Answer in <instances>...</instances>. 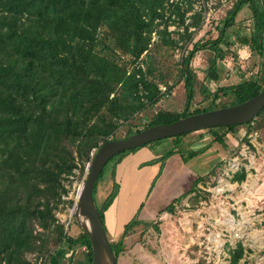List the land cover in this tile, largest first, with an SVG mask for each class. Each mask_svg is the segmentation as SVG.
Wrapping results in <instances>:
<instances>
[{"label": "trees", "instance_id": "1", "mask_svg": "<svg viewBox=\"0 0 264 264\" xmlns=\"http://www.w3.org/2000/svg\"><path fill=\"white\" fill-rule=\"evenodd\" d=\"M170 1L0 0V264H38L31 262L29 255L41 256L42 264H47L55 255L49 246L51 241L68 251L87 248L91 264L89 235L83 228L79 235H69L55 215L63 195L68 193L64 179L77 175L76 170L83 177L87 163L109 141L108 137L163 97L158 84L148 78L139 61L148 49L152 33L163 24ZM247 4L253 13L254 31L238 35V40L264 58V0H237L223 21L218 38L196 42L182 61L186 93L183 113L160 111L145 127L129 130L125 138L151 126L220 109L190 112L196 94L191 62L199 51L209 47L214 56L209 61L208 78L220 80V61L225 55L221 45L226 31L235 25ZM171 6H176L184 25L188 10L181 12L179 2ZM196 19L198 25L202 15L199 13ZM102 29L110 36L113 47L109 50L100 48ZM167 29L168 24H164L161 34ZM188 30L186 25L185 35L191 38ZM170 43L177 42L171 39ZM116 50L132 57L136 63L132 72L117 62ZM263 89L264 76L250 85L220 88L213 103L222 95L232 97L228 106H234ZM202 91L209 97L207 88ZM263 113L264 110L258 115ZM254 121L242 125H252ZM238 126L207 130L215 142L225 144L226 131L219 128L232 131ZM189 134L168 139L179 145L181 137ZM146 146L121 152L111 161L118 159L117 164ZM194 155L190 153V157ZM104 171L94 187V198ZM200 181L201 177L184 198L196 190ZM117 188L115 183L103 207H98L108 237L105 212L114 203ZM74 221L77 223L75 216ZM141 222L138 213L125 225L122 237L111 241L117 260L124 252L126 236ZM77 257L69 256L68 264H73ZM243 258L240 245L233 250L232 262L237 264Z\"/></svg>", "mask_w": 264, "mask_h": 264}, {"label": "rangeland", "instance_id": "2", "mask_svg": "<svg viewBox=\"0 0 264 264\" xmlns=\"http://www.w3.org/2000/svg\"><path fill=\"white\" fill-rule=\"evenodd\" d=\"M236 1L171 0L166 5L163 24L159 31L152 33L148 49L139 61L148 78L158 84L163 97L157 104L148 106L117 128L108 137L109 140L125 138L129 130L145 127L160 111L179 115L183 113L186 93L184 79L181 77L182 61L196 42L214 41L218 38L222 23ZM177 2L180 3L181 12L188 10L184 25L176 13V6H171ZM190 4L192 8L189 7ZM199 13L202 19L196 25ZM164 24H168V29L161 34ZM186 25H189L188 33L191 38L185 35ZM253 31L254 17L247 4L239 13L235 25L226 31L221 45L224 59L233 55L236 61L230 68L227 63H223V59L220 61L219 81L208 78L209 61L214 52L208 47L196 54L191 62V69L196 77V94L190 112L204 108L223 109L221 107L232 102V97L221 95L213 103L215 92L220 88L250 85L252 81L262 80L263 57L253 54L249 48V59H239L238 50L242 48V44L238 35H250ZM100 32V48L111 49L113 46H110L112 44L107 31L102 29ZM171 39L177 43L171 44ZM115 53L117 62L129 72L136 68L131 56L119 50ZM204 88L209 90V97L204 95ZM254 120L252 125H240L232 131L219 128L221 132L226 131L225 144L215 142L208 130L181 137L179 145L170 139L157 144V148H169L174 141L176 148L183 150L186 156L190 154L189 150L193 151L195 155L188 156L186 160L192 164V169L198 168L201 181L187 197L182 195L157 210H150L149 218L147 216L144 223L142 221L134 226L126 236L124 252L120 255L118 264H234L232 253L240 245L244 249V258L237 264H264V113L257 115ZM95 152L96 149L91 156ZM115 162L112 160L106 165L103 180L97 187L95 201L100 209L108 196L105 180ZM89 164L86 165V172ZM146 164L154 165L153 162ZM75 173L77 175L64 179L68 193L63 195L55 210L56 218L73 237L79 235L82 228L76 217L77 223L74 221V216L77 196L85 176L79 177L78 170ZM147 208L148 206L143 213ZM123 231L124 228L113 235L109 234L111 241H118ZM49 246L55 251V255L47 264H68L69 256L76 257L78 254L84 256L82 264H90L85 247L68 251L59 249L53 241ZM42 259L41 256L29 255L31 262L42 264Z\"/></svg>", "mask_w": 264, "mask_h": 264}, {"label": "crops", "instance_id": "3", "mask_svg": "<svg viewBox=\"0 0 264 264\" xmlns=\"http://www.w3.org/2000/svg\"><path fill=\"white\" fill-rule=\"evenodd\" d=\"M172 143L169 148H157L160 142L140 148L119 163L115 162V166L110 169L105 180L108 194L115 183L118 185L117 197L105 212L110 235L123 229L138 213L139 220L143 221L150 210H157L188 193L201 176L198 168L192 169V164L186 160L190 154L184 155L183 150L177 149L174 141ZM169 153L174 154L168 156ZM150 162L154 165L146 164ZM146 206L148 208L143 213ZM78 257L80 260L76 258L73 264L83 263L84 256L78 254Z\"/></svg>", "mask_w": 264, "mask_h": 264}, {"label": "water", "instance_id": "4", "mask_svg": "<svg viewBox=\"0 0 264 264\" xmlns=\"http://www.w3.org/2000/svg\"><path fill=\"white\" fill-rule=\"evenodd\" d=\"M262 110H264V89L243 103L194 114L172 123L151 126L126 138L111 139L103 144L89 164L76 202L75 217L91 240V264H118L94 198L96 182L111 159L121 152L164 139L222 126L248 124ZM80 217L88 220L89 227L81 224Z\"/></svg>", "mask_w": 264, "mask_h": 264}, {"label": "built area", "instance_id": "5", "mask_svg": "<svg viewBox=\"0 0 264 264\" xmlns=\"http://www.w3.org/2000/svg\"><path fill=\"white\" fill-rule=\"evenodd\" d=\"M249 48H250V46H248V45H242V48H240V49L238 50V52H239V59H240L241 61H244V60L249 59V57H250V54H248V51L250 52ZM250 49H251V48H250ZM243 53H244L245 55H243ZM250 53H251V52H250ZM235 61H236V60H235V58L233 57V55H231V56H227V57H225V59H223V63H227L228 66H229V68H230L231 64L235 63ZM166 96H168V94H167Z\"/></svg>", "mask_w": 264, "mask_h": 264}, {"label": "bare ground", "instance_id": "6", "mask_svg": "<svg viewBox=\"0 0 264 264\" xmlns=\"http://www.w3.org/2000/svg\"><path fill=\"white\" fill-rule=\"evenodd\" d=\"M80 222L85 227H89V222H88V220L85 217H80Z\"/></svg>", "mask_w": 264, "mask_h": 264}]
</instances>
